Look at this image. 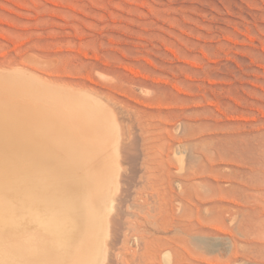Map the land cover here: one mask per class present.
Masks as SVG:
<instances>
[{"label":"rangeland","instance_id":"obj_1","mask_svg":"<svg viewBox=\"0 0 264 264\" xmlns=\"http://www.w3.org/2000/svg\"><path fill=\"white\" fill-rule=\"evenodd\" d=\"M6 66L106 99L126 156L105 213L1 197L0 264H264V0H0ZM53 198L70 227L31 224Z\"/></svg>","mask_w":264,"mask_h":264},{"label":"bare ground","instance_id":"obj_2","mask_svg":"<svg viewBox=\"0 0 264 264\" xmlns=\"http://www.w3.org/2000/svg\"><path fill=\"white\" fill-rule=\"evenodd\" d=\"M1 70L4 72H0V198L11 196L12 203L8 198L4 201L11 203L16 220L21 222L24 214L27 217L32 199H28L24 192L37 191L36 184L43 185V193L54 192L61 200L65 196H73L77 202L90 196V202L94 199L98 206L97 212L110 210L104 202L117 189V179L112 176L117 174L118 165L126 156L121 149L125 128L114 109L95 92L56 82L51 76L44 77L29 68L6 66ZM36 196H33V201ZM50 200L39 208L33 207L36 212L28 216L30 223L43 222L48 226L49 222H55L54 228L67 229L69 221L58 217L57 202L54 198ZM38 211L45 217L37 218ZM94 229L92 234L102 239L105 232L102 233L97 225ZM51 237L56 238L54 235ZM79 237L81 246L92 240L82 232ZM98 239L95 237L96 242ZM99 241L102 245L103 240ZM95 246L85 247H89V253L93 252L96 261L89 259L86 252L77 253L76 259H89L84 260L87 261L85 264H101L103 248ZM60 247L64 246L61 244Z\"/></svg>","mask_w":264,"mask_h":264}]
</instances>
